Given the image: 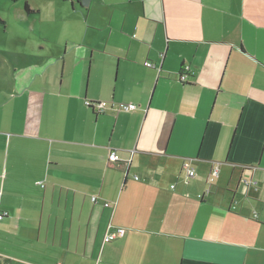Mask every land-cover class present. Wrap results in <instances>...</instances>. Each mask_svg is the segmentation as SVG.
Instances as JSON below:
<instances>
[{
  "label": "crops",
  "instance_id": "1",
  "mask_svg": "<svg viewBox=\"0 0 264 264\" xmlns=\"http://www.w3.org/2000/svg\"><path fill=\"white\" fill-rule=\"evenodd\" d=\"M7 1L0 264H264V0Z\"/></svg>",
  "mask_w": 264,
  "mask_h": 264
},
{
  "label": "built area",
  "instance_id": "2",
  "mask_svg": "<svg viewBox=\"0 0 264 264\" xmlns=\"http://www.w3.org/2000/svg\"><path fill=\"white\" fill-rule=\"evenodd\" d=\"M146 66L149 67V68H153L155 67L152 63L148 62L146 63ZM189 75L186 74V72L182 73L180 75V78H179V81L182 83V84H188L189 83ZM93 105V107H97L99 109V112L100 113H104L105 110L107 108H109V106L111 105L112 108H115L119 111H124V112H133L135 110L138 109V106L134 105V104H118V105H115L114 103L113 104H109L107 102H102L100 104L98 103H88V106H91ZM109 160L110 161H116L117 160V155L116 153H112L109 157ZM185 169L186 171L188 172V175L190 177H193L194 176V170L193 169H190L189 165H185ZM219 175V166L218 165H215L212 172H211V175H210V178H209V184H212L215 179L218 177ZM244 184L248 187H253V186H256V183L255 182H252V181H245ZM38 185H41L42 187L43 184L41 182L38 183ZM206 193H210V190H207ZM199 198L202 199L203 198V195H199ZM92 201L93 202H96L97 201V198L96 197H93L92 198ZM106 207H112V204L111 203H106L105 204ZM7 214L4 213V214H0V219H2L4 216H6ZM257 217V216H255ZM124 233V230L120 229V230H117L116 232H113V233H110L106 236L105 238V242L108 243V242H111L112 240H114L117 236L121 235Z\"/></svg>",
  "mask_w": 264,
  "mask_h": 264
},
{
  "label": "rangeland",
  "instance_id": "3",
  "mask_svg": "<svg viewBox=\"0 0 264 264\" xmlns=\"http://www.w3.org/2000/svg\"><path fill=\"white\" fill-rule=\"evenodd\" d=\"M2 6L6 9V10H9V9H11L13 6H12V4L10 3V2H8L7 0H2ZM0 8H1V6H0ZM13 36V35H12ZM17 43V42H16ZM15 47L17 48V49H20L21 48V46L18 44V45H15Z\"/></svg>",
  "mask_w": 264,
  "mask_h": 264
},
{
  "label": "water",
  "instance_id": "4",
  "mask_svg": "<svg viewBox=\"0 0 264 264\" xmlns=\"http://www.w3.org/2000/svg\"><path fill=\"white\" fill-rule=\"evenodd\" d=\"M80 3L83 7H89L91 0H81Z\"/></svg>",
  "mask_w": 264,
  "mask_h": 264
},
{
  "label": "trees",
  "instance_id": "5",
  "mask_svg": "<svg viewBox=\"0 0 264 264\" xmlns=\"http://www.w3.org/2000/svg\"><path fill=\"white\" fill-rule=\"evenodd\" d=\"M69 1H73V0H69ZM26 9L29 10L28 5H26ZM89 107H90V108H93V105H91V106H89ZM118 168H119L120 170H122V169L124 170V166H122V165L119 166Z\"/></svg>",
  "mask_w": 264,
  "mask_h": 264
}]
</instances>
